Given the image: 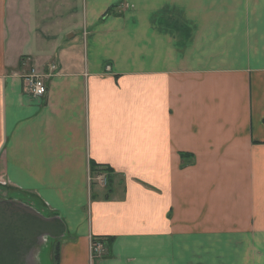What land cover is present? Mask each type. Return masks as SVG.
Returning <instances> with one entry per match:
<instances>
[{
  "label": "crops",
  "instance_id": "1",
  "mask_svg": "<svg viewBox=\"0 0 264 264\" xmlns=\"http://www.w3.org/2000/svg\"><path fill=\"white\" fill-rule=\"evenodd\" d=\"M0 184L53 264H264V0H0Z\"/></svg>",
  "mask_w": 264,
  "mask_h": 264
},
{
  "label": "water",
  "instance_id": "2",
  "mask_svg": "<svg viewBox=\"0 0 264 264\" xmlns=\"http://www.w3.org/2000/svg\"><path fill=\"white\" fill-rule=\"evenodd\" d=\"M64 232L60 219L45 217L20 201L0 198V264H41L43 246Z\"/></svg>",
  "mask_w": 264,
  "mask_h": 264
},
{
  "label": "built area",
  "instance_id": "3",
  "mask_svg": "<svg viewBox=\"0 0 264 264\" xmlns=\"http://www.w3.org/2000/svg\"><path fill=\"white\" fill-rule=\"evenodd\" d=\"M23 89L35 97H43L47 93V86L44 78L39 75L35 69H31L28 75L23 76L22 80ZM100 244L93 243L94 253L99 249Z\"/></svg>",
  "mask_w": 264,
  "mask_h": 264
},
{
  "label": "rangeland",
  "instance_id": "4",
  "mask_svg": "<svg viewBox=\"0 0 264 264\" xmlns=\"http://www.w3.org/2000/svg\"><path fill=\"white\" fill-rule=\"evenodd\" d=\"M9 194H10V191L8 190V188H6L4 185H2V184H0V198H2V199H9L8 197H9ZM27 199H28V197H27ZM27 199H22L21 201H23L25 204H26V202L27 203H29L28 201H27ZM30 201H31V199H29ZM29 204H31V203H29ZM43 248H45L46 249V251L48 252L47 254L48 255H51V264H53L54 263V259H53V253H55L54 252V249H55V244H54V242H48V244H45L44 246H43ZM50 253V254H49ZM42 258L45 260V262H44V264L46 263V264H50L49 263V260L47 259V257H45L44 258V256H42ZM43 260V261H44Z\"/></svg>",
  "mask_w": 264,
  "mask_h": 264
},
{
  "label": "trees",
  "instance_id": "5",
  "mask_svg": "<svg viewBox=\"0 0 264 264\" xmlns=\"http://www.w3.org/2000/svg\"><path fill=\"white\" fill-rule=\"evenodd\" d=\"M90 172H91V176H98L104 174L107 182H110L111 180L112 171L108 167H103L95 163H90ZM111 240L112 239H107L108 242H110ZM55 258H57V250L55 251Z\"/></svg>",
  "mask_w": 264,
  "mask_h": 264
}]
</instances>
